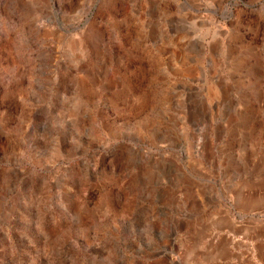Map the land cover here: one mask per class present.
I'll return each instance as SVG.
<instances>
[{
  "label": "rangeland",
  "instance_id": "1",
  "mask_svg": "<svg viewBox=\"0 0 264 264\" xmlns=\"http://www.w3.org/2000/svg\"><path fill=\"white\" fill-rule=\"evenodd\" d=\"M39 1L0 0V264H264V0Z\"/></svg>",
  "mask_w": 264,
  "mask_h": 264
},
{
  "label": "bare ground",
  "instance_id": "2",
  "mask_svg": "<svg viewBox=\"0 0 264 264\" xmlns=\"http://www.w3.org/2000/svg\"><path fill=\"white\" fill-rule=\"evenodd\" d=\"M32 1V0H31ZM42 1V0H41ZM41 1H39V2H41ZM45 1H48V0H45ZM127 1V0H126ZM237 1V0H236ZM236 1H235V3H236ZM27 2H29V1H27ZM234 2V1H233ZM44 3V2H43ZM231 3V2H230ZM31 4V3H30ZM45 4V3H44ZM42 5V4H41ZM41 5H40V8H42L41 7ZM43 6V8H44V5H42ZM34 8V7H33ZM36 8V7H35ZM39 8V7H38ZM52 8V7H51ZM68 8H69V6H68ZM222 8V7H221ZM225 9H224V11L226 10V7H224ZM47 8H45V10H46ZM64 9V8H63ZM40 10V9H39ZM47 11V10H46ZM43 13H45V11L43 12ZM47 13V12H46ZM41 14V13H40ZM63 14V13H62ZM63 25V24H62ZM60 29L61 30H63V31H68L67 30V27L66 26H60ZM236 45V44H235ZM237 45H238V43H237ZM236 45V46H237ZM222 93V92H221ZM142 95V94H141ZM261 101V100H260ZM253 106V105H252ZM255 106H253V108H254ZM257 107V106H256ZM258 108V107H257ZM256 108V109H257ZM252 111V110H251ZM257 112V111H256ZM258 113V112H257ZM252 114V113H251ZM250 116V115H249ZM253 116V115H252ZM258 116V115H257ZM238 117H239V115H238ZM254 117V116H253ZM246 119V118H245ZM237 120H240V119H237ZM255 120H256V118H255ZM262 121V120H261ZM264 122V121H263ZM251 124H253L252 122H251ZM264 124V123H263ZM249 125V124H248ZM253 126V125H252ZM256 126V125H255ZM256 128H257V126H256ZM255 130V129H254ZM260 130H261V128H260ZM264 130V129H263ZM256 131V130H255ZM248 132V131H247ZM250 132V131H249ZM244 133V132H243ZM248 134V133H247ZM250 134V133H249ZM257 134V133H256ZM242 135V134H241ZM244 135H246L245 133H244ZM254 135V134H253ZM260 135V134H259ZM247 136V135H246ZM245 136H243V138H244ZM254 137V136H253ZM241 138V137H240ZM251 140H252V138H250ZM250 139H246V140H250ZM251 140H250V142H251ZM258 140V139H257ZM261 140V139H260ZM256 140H255V138H254V142H255ZM249 142V141H248ZM253 142V141H252ZM260 142V141H259ZM257 143V142H256ZM250 144V143H249ZM252 144V143H251ZM245 145V144H244ZM246 146V145H245ZM244 146V147H245ZM249 146H252V145H249ZM252 149H253V146H252ZM249 150V149H248ZM246 153V152H245ZM122 159V158H121ZM169 172V171H168ZM164 174V173H163Z\"/></svg>",
  "mask_w": 264,
  "mask_h": 264
}]
</instances>
